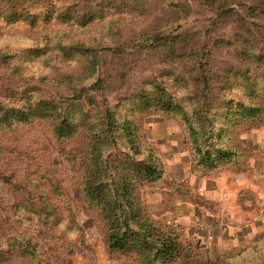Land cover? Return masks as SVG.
Instances as JSON below:
<instances>
[{"label": "rangeland", "instance_id": "rangeland-1", "mask_svg": "<svg viewBox=\"0 0 264 264\" xmlns=\"http://www.w3.org/2000/svg\"><path fill=\"white\" fill-rule=\"evenodd\" d=\"M0 264H264V0H0Z\"/></svg>", "mask_w": 264, "mask_h": 264}, {"label": "crops", "instance_id": "crops-1", "mask_svg": "<svg viewBox=\"0 0 264 264\" xmlns=\"http://www.w3.org/2000/svg\"><path fill=\"white\" fill-rule=\"evenodd\" d=\"M217 187L220 188V189L222 188V187L219 186V185H217ZM206 190H207V189H206ZM207 191H208V190H207ZM231 192H232V190L228 188V190L226 191L227 195L225 194L224 197L229 198V196H230L229 194H230Z\"/></svg>", "mask_w": 264, "mask_h": 264}]
</instances>
